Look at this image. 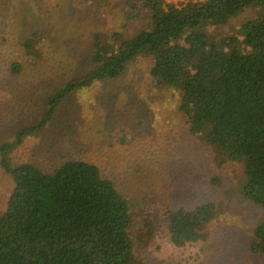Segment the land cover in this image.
<instances>
[{
    "label": "trees",
    "instance_id": "obj_1",
    "mask_svg": "<svg viewBox=\"0 0 264 264\" xmlns=\"http://www.w3.org/2000/svg\"><path fill=\"white\" fill-rule=\"evenodd\" d=\"M102 1L84 4L97 9ZM123 11L136 28L134 39L120 31L92 32L85 71L61 81L48 100L50 112L72 93L123 78L145 59L151 63L152 91L179 98L188 132L213 149L220 163L245 162L243 194L264 208V0H124ZM245 14L251 16L241 34L213 39L206 31L231 29ZM43 38L37 32L24 41L28 56ZM23 67L12 62L15 74ZM46 125L23 128L4 151ZM6 168L15 189L0 217V264H149L136 253L134 229L142 214L140 240L151 239L155 206L149 199L152 206L144 201V208L135 210L98 164L69 159L52 172L33 164L12 170L6 163ZM163 216L171 242L184 247L202 238L218 209L213 203L169 205ZM256 234L252 248L264 256V222Z\"/></svg>",
    "mask_w": 264,
    "mask_h": 264
},
{
    "label": "rangeland",
    "instance_id": "obj_2",
    "mask_svg": "<svg viewBox=\"0 0 264 264\" xmlns=\"http://www.w3.org/2000/svg\"><path fill=\"white\" fill-rule=\"evenodd\" d=\"M123 3L103 0L96 9L84 0H0V217L15 189L6 163L12 170L33 164L52 172L65 160L83 159L98 164L135 210L149 199L155 206L151 239L140 240L142 214L134 229L136 253L149 264H264L263 254L252 248L264 208L243 194L245 162L220 163L213 149L188 132L179 98L152 91L150 62L140 59L123 78L72 93L50 112L48 100L61 81L85 71L92 32L120 31L134 39L136 28L126 20ZM250 16L235 19L231 29L206 31L213 39L241 34ZM37 32L44 38L28 56L24 41ZM14 61L24 65L20 74L12 71ZM44 122L40 131L4 151L23 128ZM202 203H213L218 217L200 240L177 247L165 207Z\"/></svg>",
    "mask_w": 264,
    "mask_h": 264
}]
</instances>
